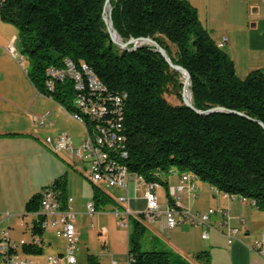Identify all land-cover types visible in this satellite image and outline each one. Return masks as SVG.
<instances>
[{
	"label": "trees",
	"instance_id": "1",
	"mask_svg": "<svg viewBox=\"0 0 264 264\" xmlns=\"http://www.w3.org/2000/svg\"><path fill=\"white\" fill-rule=\"evenodd\" d=\"M104 3L6 0L0 20L15 26L21 53L29 63L26 73L36 91L76 112L71 81H57L48 88L46 69L62 66L65 58L86 64L108 91L127 93L121 122L126 168L131 173L166 189L171 170L188 173L264 210V126L258 122L264 123V69L239 77L234 62L213 41L188 0H110L113 25L123 40L149 36L173 63L189 72L197 110L219 106L232 111L199 114L183 104L181 74L160 54L150 46L124 51L110 41L102 19ZM169 92L180 104L166 101L164 94ZM84 124H92V119H84ZM66 183L62 174L27 200L26 213L36 216L28 230L30 239L10 252L24 257L42 254L44 216L38 213L42 191L50 189L63 202ZM166 195L173 205L169 192ZM92 199L98 208L104 196L94 188ZM129 224L127 264H170L171 251L143 250L144 225L137 219ZM194 257L211 264L205 251ZM86 258L87 264H100L92 254Z\"/></svg>",
	"mask_w": 264,
	"mask_h": 264
},
{
	"label": "crops",
	"instance_id": "2",
	"mask_svg": "<svg viewBox=\"0 0 264 264\" xmlns=\"http://www.w3.org/2000/svg\"><path fill=\"white\" fill-rule=\"evenodd\" d=\"M188 1L196 8L202 25L208 30L215 43L222 41L226 37V41L221 48L234 62L235 70L239 77L246 76L254 69H264V0ZM1 22L0 26L2 28L5 27V30H12L9 23ZM10 39V37L4 39L3 43H8ZM7 62L15 68V75L14 78L12 76L9 77L10 73L5 75L6 73L2 70L3 62L0 58V202L1 199H4L10 212H7L5 217L0 219V223L2 220H6L7 224L2 230H8L9 238L12 241L20 239L28 241L30 239L28 230L36 216L26 213L25 204L27 200L44 186L51 184L58 175H61L65 163L73 166L85 179H88V170L86 164L82 172L76 166V163L69 162L66 151L55 154L56 157L51 155L52 151L46 144V137H54L60 133L58 129L63 127L58 123L60 122L58 120L60 116L65 117L68 121L73 118L66 109L50 96L38 93L30 82L26 71L22 73L17 62L13 59H7ZM21 84L22 88L19 89L18 87ZM23 89L27 90L24 91ZM41 100L47 101L48 104H53V110L50 111L48 107L49 109L46 111L43 107H40ZM52 114V121L49 122ZM35 117H43V119H37L35 122ZM55 124L60 128H54ZM66 133L71 137L68 132ZM83 137L84 128L83 135L78 138L76 144ZM71 139L73 141L72 137ZM51 157L58 167L53 176H51L47 166V162L49 163ZM26 173H30L31 177L29 178L30 181L24 184L21 183L18 177L24 176ZM181 175L177 170H171L166 176L167 189L165 186H160L156 189L160 212H163L168 205L167 192L180 183ZM15 178L18 180L19 185H13L14 192L11 200H8L5 185ZM127 182L128 185L125 189L118 186L94 185L90 190L92 197L94 188L104 196L103 202L100 203L97 209L110 210L113 214L114 209L123 210L124 207H128L129 213L126 216L128 221L137 219L144 225L145 229L151 227L160 231L167 230L168 234L173 236L171 240L172 246L176 247V249L186 248L191 251H205L211 264H261V259L248 249L249 245L264 232V210L258 209L252 201L246 200L242 203L238 197L227 196L209 184L197 181L195 177L191 176L190 180L185 182L184 185L187 186L192 183L194 185L192 191L185 187L183 191H175L171 195L175 201V208H187L196 212H205L209 208L215 209L216 213L210 216V224L216 228L223 221V216L218 212L223 209L227 212L229 226L240 228L236 239L231 244L227 242L226 236L213 229L207 231L208 238H205L207 241L198 242V238L195 237V232L192 228H200V238L204 239L201 237L204 227L192 226L187 222H182L173 229H168L162 213L155 218L145 217L143 215L145 209V201L143 199L144 183L140 182L133 173L128 175ZM105 188L122 193L115 196L111 193H106ZM161 188L164 189L162 193L160 192ZM66 192L67 196L73 199L67 190V183ZM119 197H125L126 200L120 203L117 201ZM80 207L79 205L76 206V210H74L76 214L81 213ZM75 229L77 236H79L76 225ZM220 229L226 232V227L222 226ZM51 232L54 234L53 229ZM107 232L108 228L105 226L100 228L99 233ZM27 234L29 235L28 239L25 238ZM45 234L46 229L41 236V244L45 240L50 243L45 238ZM127 237L128 233L126 232V251L128 247ZM64 247L65 241L58 257H62ZM110 251L115 254L120 250L114 248L112 251L110 248ZM34 257L26 256L27 264H37V260Z\"/></svg>",
	"mask_w": 264,
	"mask_h": 264
},
{
	"label": "built area",
	"instance_id": "3",
	"mask_svg": "<svg viewBox=\"0 0 264 264\" xmlns=\"http://www.w3.org/2000/svg\"><path fill=\"white\" fill-rule=\"evenodd\" d=\"M5 2L6 0H0V12ZM225 41L226 37L216 44L218 47H222ZM14 50L13 44L6 47V51L10 54H13ZM46 76L45 86H54L57 81L63 82L69 79L75 91L74 98L82 105V110H86L92 117V124H83L77 121L76 113L68 111L72 118L83 126V139L78 144H74L66 132H60L54 137H46L45 141L48 147L55 154L66 151L73 154L77 160L84 161L88 170L87 178L94 185L127 188V179L131 172L126 168L128 152L124 146L125 138L121 122L127 93L108 91L90 67L84 63L76 65L68 58L63 60V65L60 67L49 66L46 69ZM40 118L43 119V117H35L34 121L36 122ZM109 152H118V159H109ZM136 176L145 185L143 192L145 201L143 215L145 217L155 218L162 213L168 229H173L178 224L187 222L192 226L204 227L205 229L201 234L204 239L208 238L207 231L209 229L226 236L229 244L236 239L240 228L229 226L227 212L223 209L218 211L223 216V221L217 228L210 224V216L216 213V210L212 208L205 212L191 211L187 208L177 209L175 208V201H173V205L168 203L166 209L160 212L156 194V189L160 187V184L156 181L145 182L141 176ZM190 177L191 175L188 173L182 174L180 183L168 191L169 195H173L175 191L181 192L185 187L192 191L194 187L192 183L187 186L184 185L190 180ZM238 198L242 203L247 200L243 197ZM125 200V197L117 199L120 203ZM72 202L73 199L68 196L63 202L60 201L50 189L46 188L42 191L38 212L44 216V220L40 224L41 228L43 230L53 229L54 234L65 241L62 257L58 258H64L66 264H76L75 251L78 236L74 224L76 212L72 207ZM252 203L254 204V201ZM85 210L90 217H93L97 208L93 201H88L85 204ZM128 213V207H124L123 210L114 209L113 214L117 226L128 229L129 221L126 217ZM222 226L226 227V232L221 231L220 227ZM36 241L34 239V242ZM24 242V239L12 241L9 238L8 230H2L0 232L1 264H27L26 257L10 252ZM248 249L261 259V264H264V232L249 245ZM57 260L59 259L52 256L47 257L48 264H55ZM111 264H116V262L113 261Z\"/></svg>",
	"mask_w": 264,
	"mask_h": 264
},
{
	"label": "rangeland",
	"instance_id": "4",
	"mask_svg": "<svg viewBox=\"0 0 264 264\" xmlns=\"http://www.w3.org/2000/svg\"><path fill=\"white\" fill-rule=\"evenodd\" d=\"M1 22V21H0ZM4 23V22H1ZM7 24V23H6ZM1 25V24H0ZM12 28V30H5V27L2 28L0 26V58L3 62L2 70L6 73H10V76L14 78L15 75V68L12 67L8 62L7 59L14 60L15 62L20 65V69L22 73H25L27 68L29 67V63L27 60V57L21 53L20 50V44L18 42V36H17V30L15 26L12 24H9ZM10 29V28H8ZM13 35V36H12ZM11 38L8 43L4 42V39ZM167 45L171 49L172 52L175 51V48L167 42ZM14 46L15 50L13 54H10L6 51V47L12 45ZM24 76V74H22ZM182 81V80H181ZM9 82V80H7ZM19 89L22 88V84ZM26 91L27 89H23ZM164 98L166 101L171 105H178L180 104L181 100L177 98V96L172 93H165ZM40 107H43L44 110H48L50 108V111L53 110L52 105L48 104L47 101H40ZM49 105V106H47ZM49 107V108H48ZM52 116L49 120V122L52 121ZM70 119V118H69ZM60 122H58L61 126H63L61 129H58V132L66 131L68 132L71 137L73 138L74 144L77 143L78 138L83 135V127L80 123L71 120H66V118L60 116L58 118ZM82 123V122H81ZM54 128H60L57 124H55ZM67 157L69 159V162L76 163V166L81 169L83 172L85 163L84 161L75 160V157L73 154L66 152ZM51 155L53 157H56L55 153L51 152ZM47 166L49 167V172L51 176H53L54 172L58 170L57 164L54 162V159L51 157L49 163L47 162ZM61 175L65 174L67 179V190L69 194L73 197V209L76 210V206H81V213L76 214L75 218V225L77 227V231H79L78 241L76 244V251H75V257H76V264H87V254H92L96 257H98L100 264H110L112 260L116 261L117 264H127V251H126V242H125V234L127 232L126 227H118L115 222V218L112 214V211L110 210H98L93 215V217H90L85 210V204L88 201H92V194L90 192L91 188L94 186L93 183H91L88 179L83 178L82 174L77 171L73 166L65 163L64 169L62 168ZM60 176V175H58ZM57 176V177H58ZM31 174L26 173L24 176L21 175L18 177L21 180V183L26 184L28 181H30ZM197 181H201L198 178H195ZM203 183V182H202ZM13 185L18 186V180L12 179V181H9L5 185V191L8 197V200H11V196L13 195L14 189ZM106 193H111L113 195L121 194L122 192H115L111 189L105 188ZM161 188L160 192L162 193L164 189ZM5 200L1 199L0 202V219L5 217V214L7 212L9 213L10 209H8L7 205L5 204ZM6 220H2L0 223V232L2 231V228L6 226ZM130 224H128L129 227ZM102 226H105L108 228L107 233H99L100 228ZM195 232V237L198 238V242H205L206 239L200 238V228H192ZM52 229L48 228L46 229L45 238H47L50 243L47 242V240L43 241L42 247L43 252L41 255H37L34 257L35 260H37V264H48L47 263V257L52 256L54 258H57V262L55 264H66L64 258H58V254L62 251V248L64 246V241L61 237H57L55 234H52ZM211 233V232H210ZM172 235H169L167 230H159V229H153L151 227H147L146 233L142 239V249L143 250H167L172 252V257L170 264H203L199 260L195 259L194 255L198 251H191L189 249L183 248V249H176V247L171 245ZM25 238L28 239L29 235H25ZM110 248L112 251L115 249H119L120 251H117L115 254L111 253Z\"/></svg>",
	"mask_w": 264,
	"mask_h": 264
},
{
	"label": "water",
	"instance_id": "5",
	"mask_svg": "<svg viewBox=\"0 0 264 264\" xmlns=\"http://www.w3.org/2000/svg\"><path fill=\"white\" fill-rule=\"evenodd\" d=\"M102 19L106 25V31L109 34L110 41L116 45L118 48L124 51H129V50H135L139 49L143 46H150L151 50L157 52L160 54L163 59L166 61V63L170 66L171 69L179 72L181 74V99L183 104L196 111L199 114H209L213 112H220V111H225V112H232L230 110H226L223 107H212L210 109H207L205 111L202 110H197L193 104H192V99L188 98L186 94V89L188 86L191 85V78L189 72L183 68L181 65H178L176 63H173L168 56L166 50L160 46L153 38L146 36V37H137V38H130L128 40H123L122 37L119 35L117 30L115 29L112 21V6L110 4V0H105L104 7H103V16ZM191 92V91H190ZM262 126H264V123H261L258 121Z\"/></svg>",
	"mask_w": 264,
	"mask_h": 264
},
{
	"label": "bare ground",
	"instance_id": "6",
	"mask_svg": "<svg viewBox=\"0 0 264 264\" xmlns=\"http://www.w3.org/2000/svg\"><path fill=\"white\" fill-rule=\"evenodd\" d=\"M48 88H52V86H47ZM186 94L188 98H191V92L189 86L186 89ZM73 106L76 108V118L77 121L82 122L84 124V119L91 120L92 117L86 112V110H82V105H80L79 101L74 98ZM109 159H118V152H109Z\"/></svg>",
	"mask_w": 264,
	"mask_h": 264
}]
</instances>
